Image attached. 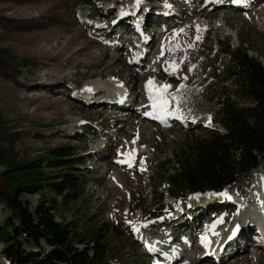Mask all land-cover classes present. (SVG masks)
I'll return each instance as SVG.
<instances>
[{
	"label": "rangeland",
	"instance_id": "374dc122",
	"mask_svg": "<svg viewBox=\"0 0 264 264\" xmlns=\"http://www.w3.org/2000/svg\"><path fill=\"white\" fill-rule=\"evenodd\" d=\"M132 1L129 0V2ZM146 1L153 2V0ZM197 1L198 9L208 5V2L204 0ZM91 4L92 0H28L26 2L25 0H0V72L14 74L7 80L16 78L24 89L27 82L35 83L34 87L40 85V89L45 87L49 89L57 84L61 90L66 87L74 91L69 84L71 81L80 82L81 88L77 93L80 95H82L80 91L83 92L85 86L93 81L111 80L120 87L130 85L128 89L133 90L132 95L137 86L136 89H139L138 93H140L138 96L143 99L141 84L145 82L146 76H152L150 71L146 70V67L143 70L131 67L127 63L129 60L127 53L108 52L103 47L104 43L101 46L100 42L90 38L88 30L80 28L78 23L79 27L76 25L75 15L77 17L88 13L92 14V19L94 18L96 9L90 12V7L93 8ZM5 6L8 8L3 9ZM260 8L261 5H258L239 13L232 11L224 13L227 7L221 10L208 8L206 13L210 14L196 15V17L193 13L184 27L168 35L163 46L166 51L164 49L160 53L159 50L161 60L157 70L164 77L161 82L168 86L185 84L188 87L189 93L185 98L188 96L191 98L187 104V110L192 113L193 120L198 119L201 124L210 122L212 128L207 129L209 132L202 130L201 126L197 127L198 129H183L177 126L161 128L151 123H142L139 127L134 126V120L130 125L118 129L120 123L122 125L127 123L118 122L116 127L115 118L111 119L113 112H106L111 110L110 107L103 105L105 106H102L104 114L100 115L101 109H94L95 105L87 107L79 102V99L77 104L76 100L72 102L69 94L66 93L62 97L60 91H53L51 88L49 90L55 92V95L46 91L47 95L41 96L44 97L42 103L46 107H43L42 112L37 115L40 118L32 119L26 115H16L10 119L6 112L11 114L12 108L5 112L0 102V153L6 158V161L0 162V188L12 191L16 189L15 184L8 181V174L4 176L5 180L3 178L10 164L16 166V163L27 162L29 167L30 164H35V168L46 175L47 179L39 182L43 193L31 195L19 192L18 201L28 214L35 217L36 209L44 205V210H49L57 223L70 224L79 234L87 235L89 247L76 245V248L78 251H88L90 257L93 253L91 248L94 247L95 234L98 228H103L99 240L100 247L107 250V256L112 258V264H148L134 241L130 228L147 219L160 206L172 208L171 210L176 207L178 199L175 200L171 196L168 174L178 167L180 156L194 154L199 141L212 134H227L221 120V110L225 102L234 103L243 109L254 105L252 100L242 96V89H234L233 86L225 83L233 66L222 57V48L227 45L231 48H242L264 67V11L258 12ZM66 10L68 18H63L62 13ZM121 12L128 13L127 9ZM30 13L33 17H43L45 23L31 24L29 19L28 24L25 23V19L21 20L23 16L25 18V14ZM197 18L205 20L206 27L196 28ZM218 20H221L219 25H222L219 28L215 25ZM160 22L165 21L160 19ZM79 29L82 31L81 34L77 31ZM114 30L115 28L112 31ZM59 39H63V42L57 45ZM27 40L30 41V56L25 55ZM48 44L51 45L48 47ZM53 44H56L53 48L57 51L61 50L62 55L54 61L50 60L52 62L48 60L45 63L47 70L36 72L42 66L36 60L37 58L31 56L37 54L39 57L44 50L53 52L51 48ZM77 49H81L82 52H75L76 65L74 61H67L68 63L63 65L59 63L64 55ZM122 52L124 58L120 59ZM165 52L167 56L164 58ZM172 62L178 66L175 77L163 72L169 71L167 67ZM65 65L68 67L67 70L62 69ZM137 74L142 77V79L139 78L141 82L137 81ZM47 78V81L51 82L46 83ZM186 79L189 80L188 83ZM3 97L4 100L8 98L5 95ZM135 115V122H139V117ZM80 119H84L87 123L81 126L86 130L84 136H81L80 130L75 129ZM141 120L144 121V119ZM103 124L107 125V130L111 133L116 131V140L106 136L109 138L106 142H110V146H108L109 143L106 144L108 147L97 152L96 158L92 156L91 161H88V158L85 160L87 154H93L98 142L96 137H93L95 139L90 137L93 136L90 130ZM115 134L111 136L115 137ZM136 145L141 152L134 166L131 164L128 167L124 165L123 156L127 152L135 151ZM102 146L103 143L98 145L100 148ZM14 158L16 160L12 161ZM121 161L124 162V166L120 165ZM49 162H55L57 166L50 167ZM234 169L227 189L220 193L207 194L224 195L225 192H232V186L236 181L249 185V183L253 184L251 178L254 177V173L260 171V177L264 174V166H261L258 171L250 172H241L242 169L238 166ZM21 173L18 170L13 176L19 177ZM70 177H75L76 180L73 179L74 182L68 184ZM26 181L27 179L22 180L25 183ZM197 197L199 196H186L184 199L194 200ZM233 207L232 203H227L225 208ZM240 222L242 221L236 222L235 226ZM15 223H17V216L8 209L6 202L0 196V227L7 225L6 231L12 235V224ZM230 227L231 224L223 226V229L227 230ZM19 240L25 250L41 256L42 252L36 247L37 243L33 238L23 236ZM40 244L45 249L48 248L44 240L40 241ZM4 248L0 242V264H8L2 256ZM206 261L196 264H213ZM220 262L264 264V252L245 251V254L240 253L237 258L220 260Z\"/></svg>",
	"mask_w": 264,
	"mask_h": 264
},
{
	"label": "trees",
	"instance_id": "16d2710c",
	"mask_svg": "<svg viewBox=\"0 0 264 264\" xmlns=\"http://www.w3.org/2000/svg\"><path fill=\"white\" fill-rule=\"evenodd\" d=\"M6 8L8 6L3 9ZM67 13L66 10L62 13V17L68 18ZM24 19L25 23H28L29 19H31V24L45 23L43 17H33L31 13L25 14V18L24 16L21 18V20ZM62 40L59 39L57 45L61 44ZM26 42L25 55L30 56V41ZM54 45L56 44H53L51 48ZM222 50L224 60L233 66L225 83L233 86L234 89H242V96L252 100L254 105L243 109L234 103L225 102L224 108L221 110V120L226 127L227 134L205 137L197 143V150L194 154L178 158V167L173 172H169V177H167L171 195L174 198L183 199L187 194L220 192L232 180L234 167L238 166L242 169L241 172H249L264 164V67L242 48H231L227 45ZM75 52L80 53L82 50L77 49L64 55L59 63L63 65L68 63L67 61H74V65H76L77 54ZM59 55H62L61 50L57 51L55 48H53V52L44 50L39 57L37 54H33L31 57L37 58L36 60L42 66L36 72L47 70L45 63L48 60V62L54 61ZM62 69L67 70L68 67L65 65ZM12 75L14 76L12 73L5 74L3 72L2 74L0 72L2 108L5 112L10 111L11 108L13 110L11 114L6 112L8 118L12 119L16 115H26L32 119L40 118L37 115L42 112L43 107H46L42 103L44 99L40 94L42 90H34L32 87L26 91L19 85L16 78L7 80ZM4 95L8 97L7 100H4ZM14 160L16 159L14 158L12 161ZM4 161L6 158L0 153V162ZM56 164L49 162V166L53 168L57 166ZM15 165L10 164V168L7 169L3 178L8 174V181L15 184L16 189L12 191L0 188V196L6 202L8 209L17 216V223L12 224V235L6 231L7 225L0 227V242L5 247L4 256L9 264H111L112 258L107 256V250L100 247L99 240L103 228H98L97 234H95L94 247L91 248L93 253L90 257L88 251H78L76 248V245L89 247L87 235L79 234L70 224L57 223L54 215L50 214L49 210H44V205L36 209L35 217L22 208L18 201L19 192L31 195L43 193L39 182L47 179V176L38 171L35 164H30V167L27 162ZM18 170L22 172L21 175L14 177V173H17ZM164 173L166 172L164 171ZM24 179H27L26 183L22 182ZM70 179L68 184L73 183V179ZM58 190L62 191V189ZM23 236L33 238L40 248H43L40 241L44 240L52 251L47 253L46 259L40 258L42 254L38 257L32 255L33 253H27L19 240Z\"/></svg>",
	"mask_w": 264,
	"mask_h": 264
},
{
	"label": "bare ground",
	"instance_id": "6f19581e",
	"mask_svg": "<svg viewBox=\"0 0 264 264\" xmlns=\"http://www.w3.org/2000/svg\"><path fill=\"white\" fill-rule=\"evenodd\" d=\"M233 1H236V0H233ZM239 1H241V0H239ZM244 1V0H243ZM247 1H249V0H247ZM137 5H138V3H137V0H133L132 2H129L128 3V7H127V12L128 13H131V14H135V13H137L136 12V9H137ZM259 5H261V8L258 10V12L260 11V12H263L264 11V0H262V1H260L259 2ZM208 8L210 9V5L208 4L206 7H204V8H202V9H195L194 10V16L196 17V15L197 16H204V15H208V14H210V13H206V11L208 10ZM224 11H226V10H224ZM120 13H121V11H120ZM227 13V12H226ZM121 14H123V12L121 13ZM125 14V13H124ZM130 14V15H131ZM160 15H162L161 13H160ZM179 15H182L181 14V12L180 13H176V14H173V15H171L170 16V18H168V19H165L164 18V16L162 15V16H160L159 17V19L158 20H160L161 19V21H165V23L168 21V25L171 23V19H176V17L175 16H179ZM214 16V15H213ZM264 16V15H263ZM172 17V18H171ZM192 17V16H191ZM198 20H196V23H195V27L196 28H201L202 29V27H206V23H205V20H201V19H199V18H197ZM140 21H141V19H140ZM218 22V23H217ZM216 23H215V25L219 28L220 26H222V25H219V23L221 22V20H218ZM162 24H164V22H162ZM210 27V26H209ZM195 28V29H196ZM80 30V29H79ZM81 31V30H80ZM82 32V31H81ZM113 32V31H112ZM111 32V33H112ZM124 45V43L122 44V46ZM164 45L162 44L161 45V47H160V53H162L163 51H164V47H163ZM123 52H122V55H121V57H120V59H123L124 57H123ZM127 55H128V53H127ZM140 55V54H139ZM164 57H165V55H164ZM160 60H161V54L160 55H157V56H155L152 60H151V65H149V66H147V68H145L146 70H148V71H150V73L152 74V76L151 75H149V76H146L145 77V82H143L141 85V90H142V95H143V99H141V100H146V101H148L149 102V105H151V107H153V111H156V112H158V113H160V114H163V115H165V117H169V116H171V117H174L175 119H179V118H182V119H185L186 117H189V118H191L192 116V113H190L189 112V110H187V108H188V105L187 104H189V102H190V96H188L187 98H185L186 97V94H188L189 93V91H187V89H188V87L185 85V84H182V85H179V86H169L168 88H167V91H166V93H165V99H167L168 100V111H170V113L171 114H165L163 111H161V109L159 108V107H154L153 106V104H154V101H153V99L152 98H150V93H149V86H148V82L150 81V80H152V81H154V85L156 86V89H157V92H158V90H159V88H161V87H163L164 85H166V84H164L163 82H161V79H164V77L158 72V70H157V66L160 64ZM125 61V60H124ZM172 65H175V63L174 62H172V63H169L168 64V70L169 71H165V72H167L168 74H171L172 76L174 75V77H175V75L177 74V72H178V69L177 70H175V71H173L172 70ZM178 66L176 65V68H177ZM180 69V68H179ZM145 70V71H146ZM164 72V73H165ZM194 72V71H193ZM193 76V75H192ZM136 77H138V80H137V78H136V80L138 81V82H141V80L139 79V78H141L142 79V77H140L139 76V74H137L136 75ZM193 79V78H192ZM192 79H191V81H192ZM48 80V78L46 79V83H49V81H47ZM176 80V79H175ZM187 81H186V83H188V79H186ZM18 81H20V79H18ZM143 81V80H142ZM44 82V81H43ZM170 82V81H169ZM173 82V81H172ZM46 83H45V85H46ZM174 84V83H173ZM34 85H35V83L34 84H32V83H27V82H25V90L26 91H28V89H30V88H32L33 87V89L34 90H42V93H40V94H45V95H47L46 94V91L47 92H51V91H49L46 87L44 88V89H40V85L39 86H37V87H34ZM123 85H124V83H123ZM129 86V85H128ZM136 87L137 86H135V88H134V93H133V96L134 97H136V96H138L140 93H138V90L139 89H136ZM135 89H136V92H135ZM53 90V89H52ZM73 90L74 91H76V89H74L73 88ZM98 90H103V95H104V97H105V102H104V104H106V103H108V104H112V101H113V99H119V98H121V96H118V94H121L122 95V97H124V95L123 94H125L126 92H127V90H126V87H120V85H117V84H115V83H113L111 80H105V81H93V82H91V83H89L87 86H85V88L83 89V92H82V90L80 91V93H82V96H84V97H82V96H80V98H79V96L76 98V101L79 99H88V97H90L89 95H86L88 92L89 93H95L96 91H98ZM129 92V91H128ZM51 93H53V92H51ZM53 95H55V94H53ZM130 95L132 96V93L130 92ZM153 95H156V93H153ZM63 97V96H62ZM139 97V96H138ZM137 98V97H136ZM75 100L74 99H72V102H74ZM75 101V102H76ZM130 101V100H129ZM199 101V100H198ZM192 102V101H191ZM77 104L79 103L78 101L76 102ZM82 103V102H81ZM157 103H159V101H157ZM82 104H84V103H82ZM87 106H91V105H87ZM96 107H99V105H95ZM107 106V105H106ZM202 106V105H201ZM103 107H105V106H103ZM108 107V106H107ZM207 108V107H206ZM111 109V108H110ZM205 109V108H204ZM203 109V110H204ZM112 110V109H111ZM111 110H109V112H112ZM192 111V110H191ZM122 112H124V111H122ZM142 112H145V110H143ZM115 113H119V112H116L115 111ZM113 114H114V112H113ZM121 115H123V114H121ZM124 115H126V114H124ZM188 115V116H187ZM195 117V116H194ZM193 117V118H194ZM144 119V118H143ZM82 119H80V121H81ZM120 120L121 121H119V122H126L127 124L126 125H122L121 123L118 125L119 127H118V129H120L121 127H124V126H128V125H130V123L131 122H133V120H134V123H135V125L134 126H139V127H141L142 126V123H152L151 121H149V120H146V119H144V121H142L140 118H139V122L137 121V122H135L136 121V118L134 119V115L133 114H131L130 116H128L126 119H124V118H120ZM80 121H78V122H80ZM77 122V123H78ZM138 128V127H137ZM117 129V130H118ZM112 135V134H111ZM101 145V144H100ZM107 145H108V143H107ZM136 150L135 151H131V153H133L134 154V159L132 160V165L135 163V161H136V159H137V157H138V154L141 152V149L136 145ZM129 153L130 152H127V153H125L124 154V156H123V158L125 159H123V161H125V162H127L128 164H129V162H128V156H129ZM124 163V162H123ZM119 166V165H118ZM134 166V165H133ZM129 167V166H128ZM131 169V168H130ZM132 170V169H131ZM259 169H257V171H258ZM256 171V170H255ZM259 172L260 171H258V172H256V173H254L253 174V178H251V180H252V182L251 183H253V184H250L249 183V185H246V184H243L241 181L239 182V181H236L234 184H233V186H232V189H234L235 191H229V192H227V196H224L226 199H228V198H233V200L234 201H236V202H239L240 204H242L243 203V205L245 206H248V205H251L252 204V202H253V200H255L258 196H260V194H261V192H262V180L264 179V174H263V176L262 177H260L259 176ZM244 179V178H243ZM245 183V182H244ZM238 193V195L240 196H246L245 197V199H241V197L239 198L238 197V195L236 194V193ZM244 209V208H243ZM256 210L254 209V210H251L250 212H252V213H254ZM242 213V212H241ZM246 216H248V215H246ZM244 218H245V215H242V216H240V219H239V221H242V222H244ZM252 219L254 220V222L261 228L263 225H264V221H262L261 219H260V216H256V215H253V217H252ZM236 223V222H235ZM235 223L232 225V228L229 230V229H227V230H225V229H221V227H222V225H219L218 224V222L217 221H213L210 225H208L207 227H208V230L207 231H204V233H205V235H209V236H211V238H212V240H213V243L214 244H217L218 245V247H215V248H213L212 249V254H210V255H212V256H215V257H218L219 256V254L220 253H222V254H224L226 251H224L223 250V247L224 246H226L227 244H228V241H229V239L234 235V233H235V230H236V227L240 224H237L236 226H235ZM222 232L224 233V234H222ZM260 238V237H259ZM255 250H257L256 252H258L259 251V249H254V251ZM261 251H263V250H260L259 252H261ZM197 253V251H194V253ZM264 252V251H263ZM211 257V256H210ZM207 261H206V260ZM204 260L203 259H201V261H206V263H208L209 261H211L209 258H205ZM199 263L200 261L199 260H197V259H195V260H193L192 258H190L189 259V262H188V264H196V263Z\"/></svg>",
	"mask_w": 264,
	"mask_h": 264
},
{
	"label": "snow or ice",
	"instance_id": "6c2138e0",
	"mask_svg": "<svg viewBox=\"0 0 264 264\" xmlns=\"http://www.w3.org/2000/svg\"><path fill=\"white\" fill-rule=\"evenodd\" d=\"M139 2H140V0H137L138 4H139ZM236 2H239V0H236ZM172 70L173 71L177 70L176 65H172ZM148 86H149L150 98H152L154 101L153 106L159 107L161 109V111H163L166 115L171 114L170 111H168V100L165 99V93H166L167 88L169 86L164 85L163 87L159 88L158 92H157L156 86L154 85V81L150 80L148 82ZM153 93H156V95H153ZM157 101H159V103H157ZM133 159H134V154L129 153L128 162H129L130 166H131ZM224 195L227 196V193H225Z\"/></svg>",
	"mask_w": 264,
	"mask_h": 264
}]
</instances>
